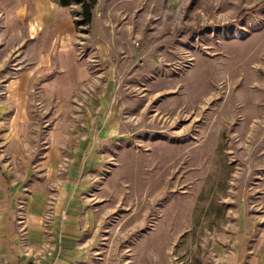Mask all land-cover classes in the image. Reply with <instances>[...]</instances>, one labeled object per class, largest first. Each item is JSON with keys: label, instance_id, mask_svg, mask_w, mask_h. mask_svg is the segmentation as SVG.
Listing matches in <instances>:
<instances>
[{"label": "rangeland", "instance_id": "1", "mask_svg": "<svg viewBox=\"0 0 264 264\" xmlns=\"http://www.w3.org/2000/svg\"><path fill=\"white\" fill-rule=\"evenodd\" d=\"M114 16L101 43L90 24L74 39L95 79L72 123L106 127L80 180L83 252L43 256L218 264L264 174V0H134L133 19Z\"/></svg>", "mask_w": 264, "mask_h": 264}, {"label": "crops", "instance_id": "2", "mask_svg": "<svg viewBox=\"0 0 264 264\" xmlns=\"http://www.w3.org/2000/svg\"><path fill=\"white\" fill-rule=\"evenodd\" d=\"M74 7L58 0H0V264H48L43 252L51 248L53 256L64 250L67 258L83 252L76 229L85 209L80 180L95 161L92 143L106 127L72 123V109L86 106L95 79L87 54L74 43L80 32ZM115 14L133 19L134 0L96 1L89 24L99 43ZM105 80L106 96L114 82ZM38 129L45 140H37ZM254 205L237 216L239 229L218 264H264V174Z\"/></svg>", "mask_w": 264, "mask_h": 264}, {"label": "trees", "instance_id": "3", "mask_svg": "<svg viewBox=\"0 0 264 264\" xmlns=\"http://www.w3.org/2000/svg\"><path fill=\"white\" fill-rule=\"evenodd\" d=\"M62 5H78L77 9H73L74 23L80 31L87 32L88 25L92 18V9L96 3V0H58ZM218 208H222L224 205L221 203L216 204ZM224 210H222V213ZM220 216V215H217Z\"/></svg>", "mask_w": 264, "mask_h": 264}]
</instances>
